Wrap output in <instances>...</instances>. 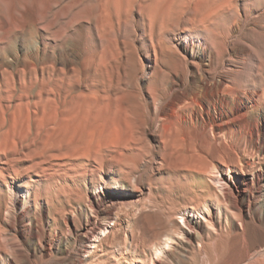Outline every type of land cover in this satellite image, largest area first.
Returning <instances> with one entry per match:
<instances>
[{
    "label": "bare ground",
    "instance_id": "bare-ground-1",
    "mask_svg": "<svg viewBox=\"0 0 264 264\" xmlns=\"http://www.w3.org/2000/svg\"><path fill=\"white\" fill-rule=\"evenodd\" d=\"M100 1L106 8L117 4L131 9L137 3L155 23L170 0ZM181 46L184 63H197L193 74L212 70V54L206 56L204 46L196 50L188 41ZM159 68V74L154 67L151 75L168 86L149 95L145 108L140 101L129 104L124 117L113 112L110 98L106 112H99V93L93 105L97 112L87 113L64 88L52 87L59 98V114L54 104L55 108L51 103L48 107L55 121L77 119L56 137L63 151L74 152L94 136L100 143L107 129L125 148L118 156L109 155L99 171L85 167L83 176L64 178L60 182L66 185L64 191L52 190L54 181L45 170L30 175L24 164L11 165L0 153V264H264L261 132L253 127L251 138L257 140L249 141L238 163L232 159L216 163L217 174L210 177L205 172L208 159L203 156L198 119L188 121L176 109L181 104L201 105L205 98L222 114L232 109L224 95L232 97L242 87L226 88L219 77L211 84L203 82L198 91L176 93L179 73L165 65ZM258 92L247 103L232 102L236 117L254 109L255 97L264 93ZM82 120L89 122L85 130L79 125ZM179 164L197 171L190 176Z\"/></svg>",
    "mask_w": 264,
    "mask_h": 264
},
{
    "label": "rangeland",
    "instance_id": "rangeland-1",
    "mask_svg": "<svg viewBox=\"0 0 264 264\" xmlns=\"http://www.w3.org/2000/svg\"><path fill=\"white\" fill-rule=\"evenodd\" d=\"M137 5L127 9L117 4L106 8L100 0H0V153L11 165L24 164L30 175L42 169L51 174L54 191H64L66 185L60 182L70 175L83 176L85 167L101 170L103 161L118 156L125 145L107 129L102 143L94 136L74 152L63 151L56 137L77 119L55 121L48 107L56 106L59 98L52 87L64 88L87 113L97 112L93 105L99 93L98 111L106 112L110 98L113 112L124 117L129 104L140 101L145 108L149 95L168 86L151 75L154 67L158 74L163 65L179 73L176 93L198 91L203 82L220 77L226 88L242 87L232 97L224 95L231 110L221 114L205 98L201 105L176 108L188 121L198 119L208 159L206 175L217 174L216 163H238L249 141L257 140L251 138L253 127L261 132L259 142L264 145V0H170L155 23ZM187 41L196 50L204 46L206 56L212 54L209 73L193 74L197 63H184L181 45ZM254 91L263 93L255 97L257 105L248 115L236 117L232 102L247 103ZM54 111L59 112L57 106ZM89 122L79 125L85 130ZM179 168L190 176L197 171L187 164Z\"/></svg>",
    "mask_w": 264,
    "mask_h": 264
}]
</instances>
